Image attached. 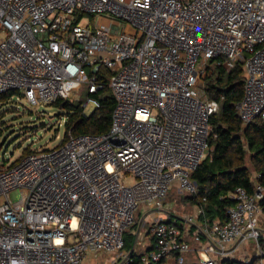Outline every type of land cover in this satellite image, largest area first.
I'll return each instance as SVG.
<instances>
[{"label": "built area", "instance_id": "obj_1", "mask_svg": "<svg viewBox=\"0 0 264 264\" xmlns=\"http://www.w3.org/2000/svg\"><path fill=\"white\" fill-rule=\"evenodd\" d=\"M213 60L227 70L243 63L240 118L264 122V0H0V100L19 90L33 104L55 102L84 83L93 108L106 86L116 98L107 132H70L1 163L0 264L120 252L141 203L157 214L153 244L117 264H186L190 255L221 264L250 240L264 264L261 184L231 191L225 219L202 218L196 204L180 224L167 220L170 190L196 194L192 175L213 149L220 100L204 79Z\"/></svg>", "mask_w": 264, "mask_h": 264}, {"label": "trees", "instance_id": "obj_2", "mask_svg": "<svg viewBox=\"0 0 264 264\" xmlns=\"http://www.w3.org/2000/svg\"><path fill=\"white\" fill-rule=\"evenodd\" d=\"M205 90L210 98L220 100V109L211 116L212 132L210 142L213 149L200 163L193 173V179L198 183V192L186 196L185 201L204 205L202 218L225 219L228 209L235 203L229 193L239 185L254 192L259 184L264 185V122L256 118L252 123L244 125L240 118L238 103L244 94L243 63L227 70L222 64L208 67L204 76ZM16 90L4 93L2 97L11 95ZM99 100V106L86 111L82 102L72 103L68 98H59L54 103L67 110L66 132L64 142L70 132L104 133L111 127L116 98L111 89L106 86L92 94ZM31 151L26 148L24 154ZM250 160L259 173L256 179L252 177ZM205 198V199H204ZM264 210V197L260 200ZM183 217L171 214L167 220L181 223ZM193 228V227H192ZM264 246V243H263ZM125 249L137 254L134 249V234L125 233ZM186 264H199L194 258ZM240 258H225L221 264H255ZM156 264H166L165 260Z\"/></svg>", "mask_w": 264, "mask_h": 264}, {"label": "rangeland", "instance_id": "obj_3", "mask_svg": "<svg viewBox=\"0 0 264 264\" xmlns=\"http://www.w3.org/2000/svg\"><path fill=\"white\" fill-rule=\"evenodd\" d=\"M89 18H91L89 15L85 16V19ZM92 20L91 18L90 21ZM215 64L216 60H213V65ZM68 99L76 104L82 102L86 111L93 109V104H85L88 100L87 83H84L81 89L75 91ZM67 117V110L62 106H57L54 102L33 104L19 90L2 97L0 100V165L15 162L24 154L26 148L56 147L65 137ZM248 164L252 169V177L257 180L259 173L250 160ZM189 195H191L189 191L179 190L177 186L173 187L166 199L168 207L166 215L175 214L185 217L194 212L195 206L191 201H185V197ZM4 200L5 197L0 195V203ZM155 215H157L155 211L150 210L145 203H141L135 212L136 223L125 231V233L134 234V249L137 253L138 249L135 247L141 243L145 235H149V240L153 241L150 230ZM255 248V242L248 241V251L252 252ZM127 251V249L117 253L99 251L97 256L94 255V251H88L84 264H117L121 255ZM241 256V254L238 255V258L244 257Z\"/></svg>", "mask_w": 264, "mask_h": 264}, {"label": "crops", "instance_id": "obj_4", "mask_svg": "<svg viewBox=\"0 0 264 264\" xmlns=\"http://www.w3.org/2000/svg\"><path fill=\"white\" fill-rule=\"evenodd\" d=\"M153 241H154V239H153ZM153 241H150L149 240V235H145L144 237H143V239L141 240V243L140 244H138V246H136L135 248H137L138 249V252L140 253V252H144L146 249H148V248H150L151 246H152V244H153ZM144 247V248H141V247ZM254 251H252V252H250V251H248V249H247V247H245V249L244 250H242V256H244L242 259H246V260H251V259H253V257H254V253H253ZM241 253V252H240ZM190 258H193V256L192 255H190L189 256V259ZM251 258V259H250Z\"/></svg>", "mask_w": 264, "mask_h": 264}, {"label": "water", "instance_id": "obj_5", "mask_svg": "<svg viewBox=\"0 0 264 264\" xmlns=\"http://www.w3.org/2000/svg\"><path fill=\"white\" fill-rule=\"evenodd\" d=\"M254 258L250 260V262H253Z\"/></svg>", "mask_w": 264, "mask_h": 264}]
</instances>
